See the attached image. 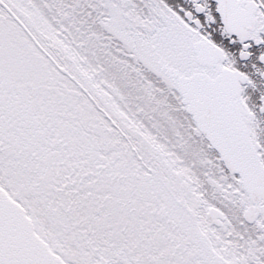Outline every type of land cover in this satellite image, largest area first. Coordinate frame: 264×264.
I'll use <instances>...</instances> for the list:
<instances>
[{"label":"snow or ice","instance_id":"snow-or-ice-1","mask_svg":"<svg viewBox=\"0 0 264 264\" xmlns=\"http://www.w3.org/2000/svg\"><path fill=\"white\" fill-rule=\"evenodd\" d=\"M0 264H264V0H0Z\"/></svg>","mask_w":264,"mask_h":264}]
</instances>
